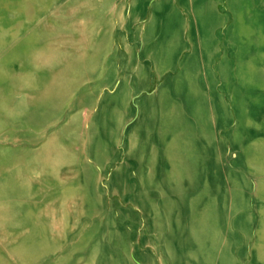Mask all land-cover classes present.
Instances as JSON below:
<instances>
[{
	"label": "rangeland",
	"instance_id": "obj_1",
	"mask_svg": "<svg viewBox=\"0 0 264 264\" xmlns=\"http://www.w3.org/2000/svg\"><path fill=\"white\" fill-rule=\"evenodd\" d=\"M0 264H264V0H0Z\"/></svg>",
	"mask_w": 264,
	"mask_h": 264
}]
</instances>
